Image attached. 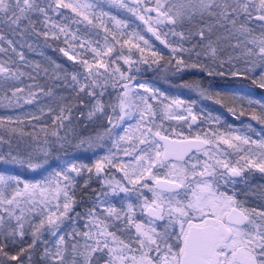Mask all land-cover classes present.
Returning <instances> with one entry per match:
<instances>
[{"label": "snow or ice", "instance_id": "6c2138e0", "mask_svg": "<svg viewBox=\"0 0 264 264\" xmlns=\"http://www.w3.org/2000/svg\"><path fill=\"white\" fill-rule=\"evenodd\" d=\"M107 5L143 21L170 49L168 63L177 72L196 70L209 81L246 80L264 90V0H0V83L13 82L7 105L0 106L13 107V98L20 106L25 92L29 104L38 93L54 95L52 87L35 83L48 69L26 58L22 49H32L26 43L29 38L43 37L46 43L63 36L68 50L59 51L79 64L70 74L63 69L61 76V65L52 61L55 67L49 78L62 80L77 104L63 103L65 98L60 97L55 128L49 133L41 126L43 139L25 132L20 117H0V146L6 148L0 162L47 171L51 154L71 142L73 107L87 122L85 127L99 123L103 129L94 136L76 137V147H103L105 140L112 144L93 166L99 189L83 213L76 211L72 174L85 170L92 174L93 167L63 161L36 182L0 173V264H264V190L252 193L259 206L247 203V192L239 199L236 190L238 183L247 185L246 173H264V132L252 139L228 125L225 132L209 127L191 135L200 119L192 108L185 109L186 115L171 111L172 105H183L182 100L164 105L161 117L152 101L159 102L164 94L137 81L136 65L149 61L143 56L145 48L133 38L151 45L135 29L126 31L128 22L105 11ZM73 23L85 24V33L94 32L97 39L81 37L79 28L72 30ZM132 49L141 54L139 60L133 59ZM151 56L153 63L164 58L156 51ZM24 77L34 84L18 86ZM194 87L234 116L239 102V115L250 112L264 125V102L222 93L214 83ZM157 118L185 122L190 135L173 129L175 138H170ZM210 119L220 123L219 117ZM118 152L129 160L117 162ZM109 166L122 172V179L106 175ZM160 169L165 170L163 175ZM90 180L91 175L84 182L86 188ZM121 193L125 197L134 193L139 203L129 201L126 209H118L109 198ZM45 234L54 240L45 239Z\"/></svg>", "mask_w": 264, "mask_h": 264}, {"label": "trees", "instance_id": "16d2710c", "mask_svg": "<svg viewBox=\"0 0 264 264\" xmlns=\"http://www.w3.org/2000/svg\"><path fill=\"white\" fill-rule=\"evenodd\" d=\"M108 10H111L112 15L117 16L118 19L126 20L128 22L129 27L126 29V31L131 32L133 29H135L142 36H144V38L147 39L151 45L149 48L148 46L144 45L143 41L133 38L134 42H138L141 47L145 48L143 56L149 61L147 64L138 63L136 65L140 69V71L136 73L137 81L140 83H145L151 88L158 89L160 93L164 94L163 96H160L159 102L152 101L161 117L164 114V105H168V103L172 102L174 99L180 98V100L184 101L186 106L191 107L192 112L196 114L198 118H200L198 119L197 124L194 125L198 130L203 131L207 130L209 127H212L219 128L221 132H225L227 131V126L231 125L233 129L239 130V133H246L252 139H259V136L257 135L258 132L254 130L257 129L260 131V133L264 132V125H261L256 120H253L250 112H246L242 116L239 115V102L236 104L237 114L234 116L228 111L227 107L217 104L214 99H208L201 96L199 89L194 87V85L199 83L203 84L204 87H208L209 83H214L216 88H218L222 93H237L240 95L251 96L253 99L260 100L261 102H264V90L259 89L258 87L252 85L250 81L246 80L217 78L215 81H209L204 77L203 74L196 70H184L177 72L168 63L169 59H171L170 49L161 45L159 42H156V40L151 37L148 32H146V29L140 20L133 16H129V13L125 12L124 10L120 11L107 5L105 7V11ZM62 11H64L67 15L72 16L68 9H64ZM57 19H59V17ZM77 28L80 29L79 35L81 37L88 38V33H85L84 26L73 23L72 30L75 31ZM63 39V36L59 41L49 38L45 43L43 37H31L26 41V43L31 44L32 49L30 50L27 47L22 49L29 61L38 62L42 68L48 69L47 75H45L42 71L40 72L35 83L44 85L46 88L52 87L54 95L52 97H46L38 93L33 103L29 104L25 102V97H27V93L25 92L23 95L24 98L19 102L20 106H15V98H13V107L0 106V117H12L13 119L20 117L24 121L20 127H22L25 132H36L39 134L41 139L44 138V132L40 130L41 126H45L49 133L55 128L53 120L55 115L59 114L60 105L62 103L60 97L65 98L63 103H71L72 105L77 104L71 89L64 86V82L62 80L55 81L49 78L53 76V70L55 67L52 61H55L56 64L61 65V76L64 75L63 69H67L69 74L72 71L79 69V64L76 61L69 60L63 55L62 52L59 51L60 48L66 47V45L63 43ZM168 39L174 40L175 38L169 36ZM117 48H119V45H117ZM132 50H135L136 53H139L136 49ZM78 51L80 50L78 49ZM153 51L158 52L164 58L158 60L157 63H153L152 61L154 58L151 56V52ZM92 58L93 54L89 51L88 59L91 61ZM119 63L121 64L120 61ZM121 65L124 68H127L126 65ZM25 70L27 71L30 69ZM22 79L24 83L22 85H18L20 87L26 88L27 85L34 84V82L27 79V77ZM11 83L13 82H8L7 84L0 83V105H7L8 100L5 97L11 96V91L9 89V84ZM193 101L195 103H192ZM41 108L44 109L43 113L40 111ZM49 108L53 109V112H49ZM33 115L38 116L39 119L33 120ZM65 115H68V113L65 112ZM215 117H219L220 123H217L215 119H210ZM71 120L72 131L68 133V139L71 142L65 144L63 150L55 151L51 154L48 159V164L46 165L47 169H49V165L51 168H56L59 159L65 155H74L81 162V164L93 167L97 161L106 155V152L108 153V149L112 148V144L108 140L102 142L103 147L96 146L89 148L87 145L76 147V144L78 143L76 137L89 135L94 136L97 131H102L103 129L100 127L99 123H88L87 127H85L84 125L87 122L79 117V111L77 107H73ZM156 123L158 125H162V130L167 131L172 137H175V134L172 132L173 129H175V131L183 132L185 136L189 135V132L184 126L185 122L183 121L157 118ZM247 123H252L254 128L249 129ZM65 125H68V121H65ZM11 126L14 127L16 125L13 124ZM66 131L67 128L61 129V135H64ZM48 138L54 139L51 136ZM5 150V146H0V152ZM29 170L30 169L27 168L26 165L21 166L19 164L0 162L1 172L12 171V174L24 179H41V177L47 172L44 169H38L39 171L26 173V171ZM105 174H110V176H114L115 179L120 178V173L115 167L109 166ZM90 175L91 180L89 181V187L86 188L84 186V182ZM245 175L247 177V185L243 183H238L236 185V190L239 193L238 198L242 200L245 199L244 193L247 192V203L251 206H259L257 196L253 195L252 193H259L261 190H264V173L253 170L251 173H246ZM73 176L76 179L75 193L78 200L76 211L83 213L88 207H90V200L92 198L93 191L99 189V183L95 176L94 167L92 174H89L85 170L81 175L77 176L74 174ZM128 198L129 196L125 197L124 194L121 193L119 197H114L112 204H114L118 209H126L127 203L130 201ZM45 239H50V237L45 234ZM40 250L42 251V246ZM13 251H18V248L14 249ZM35 258L36 257H34V259ZM23 259H26V256ZM10 264H16V262H10Z\"/></svg>", "mask_w": 264, "mask_h": 264}, {"label": "rangeland", "instance_id": "374dc122", "mask_svg": "<svg viewBox=\"0 0 264 264\" xmlns=\"http://www.w3.org/2000/svg\"><path fill=\"white\" fill-rule=\"evenodd\" d=\"M81 2H85V0H81ZM108 6H110V7H113V6H111V5H108ZM113 8H115V7H113ZM117 10H120V11H123L124 9H118V8H116ZM69 10V9H68ZM125 12H127L126 10H124ZM69 12H70V14L72 15V16H74V13H71V11L69 10ZM129 13V12H128ZM130 14H132V13H130ZM133 17H135L136 19H138L136 16H134L133 15ZM139 20V19H138ZM141 21V20H140ZM86 23V22H85ZM80 25H82V26H84V28H85V24H80ZM102 37H103V32H102V30H101V37L99 38L100 39V43L102 44L103 43V40H102ZM88 38L89 39H92V40H96L97 39V37L95 36V34H94V32H91V31H89L88 32ZM93 46H95V45H93ZM65 49L66 50H68L67 49V47H65ZM124 52H125V54H128V49L127 48H124ZM69 54L71 55L72 53H71V51L69 50ZM140 56H141V54H139V53H136V51L135 50H132V57H133V59L134 60H139L140 59ZM105 58H107V59H105ZM104 59L105 60H108V57H105ZM121 62V64H123V61L121 60L120 61ZM101 71H103V69H101ZM138 91L142 94V95H145V96H147V95H149V93H145L144 92V90L143 89H138ZM22 95H24V94H22ZM26 99H27V97H25ZM25 99V100H26ZM174 100H180V98H177V99H174ZM168 105H172V102H169L168 103ZM188 106H186L185 104H183V105H181V106H179V107H176L175 105H172V107H171V111H174V112H176V113H180V114H187L186 112H185V109L187 108ZM130 123H134V121H130ZM248 125H251V129H253L254 127H253V125H252V123H247V126ZM184 126H185V129H187V131L189 132L188 134L190 135V130H189V128H188V126H187V124L186 123H184ZM197 131H200V130H198L197 128H195V126L193 125V127H192V129H191V135H195L196 134V132ZM254 131H256V132H258V133H260V131L259 130H257V129H255ZM176 132H180V131H176ZM121 134H123V133H121ZM175 134V133H174ZM224 147H226V146H224ZM113 151H115V149H113ZM108 153L106 152V155H107ZM116 160H117V162H127L128 160H129V157H126V156H124L123 155V153H121V152H118L117 153V156H116ZM63 161H71V162H75V163H77V164H81V162L76 158V156H74V155H65V156H62L60 159H59V161H58V164L59 163H61V162H63ZM58 166V165H57ZM46 167V166H45ZM49 169L47 170V172L41 177V179H33V178H31V179H26V180H29V181H32V182H36V181H38V180H42L43 179V177L44 176H46L47 174H48V172H50L52 169H54V168H51V167H48ZM117 169V168H116ZM41 170V169H40ZM22 171V170H21ZM35 171H39L38 169L37 170H35ZM35 171H33V170H29V171H26V173H32V172H35ZM154 171H155V169H154ZM162 174L161 175H163V172L165 171V170H163V169H160L159 170ZM163 171V172H162ZM12 172V171H11ZM11 172H1L0 171V173H2V174H4V175H12V176H15L14 174H12ZM119 177L120 178H117V180H120V179H122V177H123V173L122 172H120L119 171ZM75 173H73L72 175H74ZM22 179H24V178H22ZM126 183V182H125ZM129 186V185H128ZM110 199V201H111V203H113V200H114V197H110L109 198ZM50 239H53L54 240V238H50Z\"/></svg>", "mask_w": 264, "mask_h": 264}, {"label": "flooded vegetation", "instance_id": "af4514ba", "mask_svg": "<svg viewBox=\"0 0 264 264\" xmlns=\"http://www.w3.org/2000/svg\"><path fill=\"white\" fill-rule=\"evenodd\" d=\"M129 16H133V15L129 13ZM159 172H160V171H159ZM162 172H163V171H162ZM160 174H162V173L160 172ZM129 187H131V185H129ZM145 191H146V190H145ZM148 195H150V193H149ZM128 199H129L134 205H135V203H139V201H137L136 196H135L134 193H133L132 195H130Z\"/></svg>", "mask_w": 264, "mask_h": 264}, {"label": "water", "instance_id": "95a60500", "mask_svg": "<svg viewBox=\"0 0 264 264\" xmlns=\"http://www.w3.org/2000/svg\"><path fill=\"white\" fill-rule=\"evenodd\" d=\"M131 2H132V0H129V3H131ZM141 22H142L144 28L146 29V32H148L151 35V37H153L156 40L155 36H153L152 33L147 30V26L144 24V22L143 21H141ZM156 42H159L161 45L165 46L159 40H156ZM170 138H175V137L170 136Z\"/></svg>", "mask_w": 264, "mask_h": 264}]
</instances>
